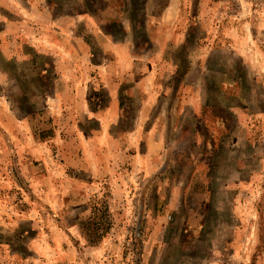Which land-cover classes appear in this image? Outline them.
Returning <instances> with one entry per match:
<instances>
[{
	"label": "rangeland",
	"instance_id": "1",
	"mask_svg": "<svg viewBox=\"0 0 264 264\" xmlns=\"http://www.w3.org/2000/svg\"><path fill=\"white\" fill-rule=\"evenodd\" d=\"M150 1L157 13L181 9L183 44L154 90L137 89V71L120 80L113 118L100 81L87 90V15L68 14L87 0H11L16 25L0 32V264H264V0ZM126 4L149 52L146 0ZM146 130L163 132L149 157Z\"/></svg>",
	"mask_w": 264,
	"mask_h": 264
},
{
	"label": "crops",
	"instance_id": "2",
	"mask_svg": "<svg viewBox=\"0 0 264 264\" xmlns=\"http://www.w3.org/2000/svg\"><path fill=\"white\" fill-rule=\"evenodd\" d=\"M103 1H105V5L98 10L91 8L87 0V10H71L68 14L73 18L75 17V19L78 14L81 17L87 15V90L93 88L94 80L100 81L99 87L105 89L111 95L112 108L110 112L114 118L117 103L116 96L121 91L120 80L131 76L137 71L139 73L137 76L141 77L137 80V89L154 90L160 85L158 81L153 82L154 77L162 73L164 77L160 75L164 79L172 70H170L171 50L183 44L182 40H175L177 25L173 23L174 17L181 14V9H178L175 3L171 2L169 6L159 8L157 13L156 8L149 6L151 1L146 0L145 18L142 27L143 31L147 32L146 42L144 41L143 44L150 46V50L147 52V50L145 51L140 47L141 43L134 39L135 30L139 29V26H135L136 21L132 17L134 14L133 9L127 4L118 8V0ZM131 4L133 3L131 2ZM19 11L22 12V9ZM42 11L44 15L54 14V10L36 9L31 11L29 8L25 9L26 13L32 12L36 16L43 15ZM21 12L19 16L22 14ZM10 15H12L11 0H0V16H2L3 21L0 23V32L7 33V31L13 29V25H16L10 21ZM52 24L55 25V23ZM55 26L53 28L59 29L57 25ZM48 40L53 44L51 38H48ZM143 109L148 111L149 114L150 101L143 105ZM146 120L137 118L134 126L138 128H151L155 124L165 126V122L162 124L160 120ZM105 121H108L106 115ZM134 134H136L135 139H138L143 131L136 130ZM162 136L163 132L155 133L147 130L141 136L140 140L143 139L147 144L148 157L153 153L155 143H158L157 141L162 142Z\"/></svg>",
	"mask_w": 264,
	"mask_h": 264
}]
</instances>
